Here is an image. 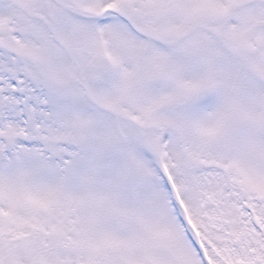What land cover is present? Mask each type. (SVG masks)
Wrapping results in <instances>:
<instances>
[{
    "label": "snow or ice",
    "instance_id": "6c2138e0",
    "mask_svg": "<svg viewBox=\"0 0 264 264\" xmlns=\"http://www.w3.org/2000/svg\"><path fill=\"white\" fill-rule=\"evenodd\" d=\"M0 264H264V0H0Z\"/></svg>",
    "mask_w": 264,
    "mask_h": 264
}]
</instances>
